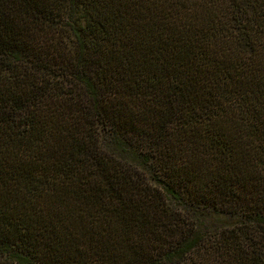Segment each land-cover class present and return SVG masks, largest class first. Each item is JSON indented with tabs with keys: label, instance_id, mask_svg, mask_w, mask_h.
Returning a JSON list of instances; mask_svg holds the SVG:
<instances>
[{
	"label": "trees",
	"instance_id": "1",
	"mask_svg": "<svg viewBox=\"0 0 264 264\" xmlns=\"http://www.w3.org/2000/svg\"><path fill=\"white\" fill-rule=\"evenodd\" d=\"M0 264H264V0H0Z\"/></svg>",
	"mask_w": 264,
	"mask_h": 264
}]
</instances>
